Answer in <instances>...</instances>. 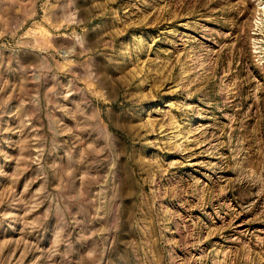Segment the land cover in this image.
<instances>
[{"label": "rangeland", "instance_id": "1", "mask_svg": "<svg viewBox=\"0 0 264 264\" xmlns=\"http://www.w3.org/2000/svg\"><path fill=\"white\" fill-rule=\"evenodd\" d=\"M0 264H264V0H0Z\"/></svg>", "mask_w": 264, "mask_h": 264}]
</instances>
